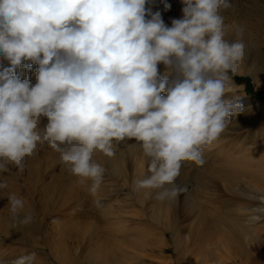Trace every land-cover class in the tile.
I'll list each match as a JSON object with an SVG mask.
<instances>
[{"label": "clouds", "instance_id": "obj_1", "mask_svg": "<svg viewBox=\"0 0 264 264\" xmlns=\"http://www.w3.org/2000/svg\"><path fill=\"white\" fill-rule=\"evenodd\" d=\"M151 3L0 0V57L10 65H0V171L23 172L46 143L80 184L92 181L95 196L106 170L93 153L112 157L115 143L134 140L147 172L132 180V193L156 190L155 200L174 201L188 191L178 183L181 162L202 165V148L244 110L232 77L247 54L245 30L237 25L228 38L222 12L231 0H181L183 17L171 27ZM25 61L38 66L35 85L17 74ZM7 199L13 226L30 224L24 201ZM34 260L31 253L13 264Z\"/></svg>", "mask_w": 264, "mask_h": 264}, {"label": "bare ground", "instance_id": "obj_2", "mask_svg": "<svg viewBox=\"0 0 264 264\" xmlns=\"http://www.w3.org/2000/svg\"><path fill=\"white\" fill-rule=\"evenodd\" d=\"M181 5L182 7L175 8L173 17L167 14L164 7L151 10L159 11L164 23L171 27L172 18L183 17V4ZM247 24L249 23H240V26L245 30L244 38L248 39L245 41L246 45L255 50L250 51L246 65L241 63L238 74L244 70V73L251 74L254 80L258 81V76L264 72L259 63L262 53L258 50L253 34L255 23ZM230 32L234 33V29ZM231 36L228 32V38H233ZM29 64L37 67L31 61H25L17 69V74L21 79L27 77L35 85L37 70L28 75L26 66ZM159 72L162 76L172 74L164 65H159ZM232 81L237 86V94H243L242 117L239 121L228 124L211 145L202 148V165L191 160L181 162L178 183L187 186L188 191L176 200L157 201L153 198L156 190L131 192L132 180L143 178L147 172V159L134 140L115 143V154L112 157H107L99 151L93 153V160L101 164L106 171L92 201L94 204L99 201L100 207L104 209L105 235L112 238V245L104 243L98 230L91 226L84 227L83 223L75 219V214H65L68 208L78 205L83 196L81 198L75 194L70 199V196L65 195L69 192L67 181L71 175L64 168L56 175L58 180L49 181V188L43 190V194L36 201L41 208L36 209L34 197L37 192L41 193V189L37 187L40 178L38 171L34 170L35 157H29L30 177L27 191L31 197L28 201H32L33 206L29 204L20 215L30 214L33 219L28 225L14 227L11 216L7 227L0 228V264H7L9 261L3 241L21 243L24 246V255L35 253L33 264H69L62 241L66 236L77 233L82 234L86 243L81 245V249L88 250L85 259H77L78 264L84 261L87 264H130L124 258L125 253L132 256L130 260L133 264H148L146 260H156L160 264H183L184 258L192 260L193 256L197 262L200 256H204L202 254L204 249L208 248L209 241L214 238L219 240L214 243L216 260H206L205 264H233L236 259L251 256L254 249L252 244L247 248L243 246L241 239L255 238L264 250V143H261L264 140V125L257 126L264 118V103L247 95L244 86L236 83L233 77ZM229 95L226 94V97ZM258 113H261L262 117L256 118ZM108 174H112L115 179H108ZM32 178L37 179L36 183ZM91 183L89 180L83 185L88 188ZM52 189L54 195L51 194ZM75 191L81 194L80 191ZM147 192L153 195H146ZM50 207L61 209L62 218L57 220L54 230L48 232L43 226V218L47 216ZM124 208L135 210L138 216L135 217L139 218L138 223L128 224L122 216L125 213ZM158 229L161 230L160 233ZM19 234L28 239L15 240V236ZM129 238L140 248L136 252L131 251L133 248L122 245V241ZM95 239L98 242H94ZM193 241L194 249H189L188 245ZM158 243L161 249L159 258L153 255ZM170 250L178 256L177 260L168 256Z\"/></svg>", "mask_w": 264, "mask_h": 264}, {"label": "rangeland", "instance_id": "obj_3", "mask_svg": "<svg viewBox=\"0 0 264 264\" xmlns=\"http://www.w3.org/2000/svg\"><path fill=\"white\" fill-rule=\"evenodd\" d=\"M168 4L171 5V8L167 10V14L169 16H174L175 15V8L177 7H182L180 0H170L167 1ZM232 7L228 10H225L222 12L224 18H225V23L228 25V32L230 35L234 36V33H231L230 30L234 29L235 26L239 25L240 23L244 25V23H249L247 25H250V23H255V27L253 29V34L254 38L256 39L257 47L260 53H262L261 57L259 58V63L263 67L264 71V27L261 25H264V0H231ZM146 7H151V9H161L163 7V3L161 0H152V3L150 5H146ZM256 20H259L257 22ZM242 21V22H241ZM262 23L261 25H259ZM234 26V27H232ZM231 36V37H232ZM244 40H248L246 37ZM255 50L254 48H249V45H247V54L242 62L243 65L247 64V59L250 57V51ZM0 65H3V67L10 66L8 61L4 60L2 57H0ZM38 67V66H37ZM36 66H32V70L28 72V75L32 74L34 71L37 70ZM2 70V69H0ZM234 77H239V78H249L250 79V84L252 86V90L254 92H262L264 94V72L258 76V81H255L253 76L249 73H244V70H241V73L233 76ZM235 80V79H234ZM238 83V82H236ZM241 84V83H238ZM246 90L247 95L253 97L256 99L251 93L248 92L247 86L243 83L242 84ZM258 100V99H256ZM263 102L262 100H258ZM264 103V102H263ZM242 117V113L235 115L232 117V120L230 123L239 121ZM257 117H262L261 113H258ZM229 123V124H230ZM264 125V118L260 120V122L257 124V126ZM40 129L43 128V121L39 125ZM261 143H264V140H262ZM38 145L36 151L34 152L33 156L35 157L36 161V166L34 167L35 172L38 171L39 173V178L40 182H37V187L38 189H41V193L39 194L38 192L36 193L34 197V203L36 205V209H40L41 206L39 203L36 204V201L41 197L43 194V190L45 191L47 188H49V181H54L58 180V173L60 170L65 169L67 173H69L67 167L63 165L60 161L59 153L54 151L52 148H50L46 143H43ZM43 147V148H42ZM29 157L26 158L25 161V167L23 172L19 171L15 166L9 165V171L4 172L0 171V183L6 182L7 187L0 189V228H5L8 225L9 219L11 218V214L8 209V196L11 194H15L18 198H21L24 201V208L28 207V205H32V201H28L30 199V195L28 193V188H29V177L28 176V169H29ZM37 168V169H36ZM41 174V175H40ZM54 175V176H53ZM69 175H71L69 173ZM71 177L67 183L69 185V192H66V196H70V199L73 198L76 194V196H79L84 199H81L82 201L78 204L75 205L74 207L68 208L66 211V215L68 214H75L76 220L83 223L84 227H93L94 230H98L100 237L103 238V241L107 245H112L114 241L112 238L107 237L105 235V229H104V222H105V217L103 215L104 209L97 204L93 203V195L88 191V188L79 183V179L76 176H69ZM108 179L111 180L115 179L112 174H108ZM36 183V180L32 178ZM55 189V188H54ZM54 189L50 190L52 195H54ZM75 190L80 191L81 194H78ZM74 201V200H72ZM69 201V202H72ZM71 204V203H70ZM70 207V205H69ZM139 210V209H137ZM125 213L122 214L123 217H125V220L128 222V224L133 225L135 223H138V216L136 215V212L134 209L131 208H124L123 212ZM129 211V212H128ZM141 215V213H139ZM137 216V217H135ZM65 217V216H64ZM61 209L58 207H50L49 212L46 217H44V227L49 231H52L54 226L57 223L58 219H61ZM134 218V219H133ZM69 220H72L71 217H68ZM154 227H158L157 225H154ZM135 228V226H133ZM54 230V229H53ZM158 232L160 233L161 230L158 229ZM28 239L27 237L17 235L15 236L16 239ZM151 239V238H150ZM19 241V240H18ZM216 241H219L218 239L214 238L209 241V246L208 248L204 249L203 257L200 256L197 262L194 261V256L193 259L191 260L190 258H184L183 264H205L204 262L207 261H215L216 256H217V251L214 246V243ZM243 246H246L249 248V244H252L253 246V251L251 252V256H246L243 259H236L233 264H264V250L261 248L259 245L258 241L254 238L253 240L251 239H241ZM63 244L65 247V255H67V261L69 264H78L77 259L82 258L85 259L87 256V251L86 249L82 248V244H86L85 241L82 238L81 233H77L76 235H68L63 239ZM94 242H98L97 239L94 240ZM2 243V242H0ZM5 251L8 253V263L7 264H13V261H15L17 258L24 255L23 248L24 246L17 242V241H10V242H5ZM125 244V247L127 248H133L131 251H137L140 248H138L135 245V241L131 240L130 238L127 240L122 241V245ZM195 241L192 243H189L188 247L189 249H194ZM49 252V250H47ZM149 253V252H148ZM147 253V254H148ZM153 255H155L157 258L160 257L161 255V249H160V243L156 245V247L153 250ZM168 256H173V259L177 260L178 256L175 254L173 250H170L168 252ZM132 256L128 253L124 254V258L128 261V263L133 264V261L130 260ZM51 260H53L52 257H50ZM148 264H160L154 261H145ZM136 263V261H135ZM138 263V262H137ZM82 264H87L86 261H84Z\"/></svg>", "mask_w": 264, "mask_h": 264}, {"label": "trees", "instance_id": "obj_4", "mask_svg": "<svg viewBox=\"0 0 264 264\" xmlns=\"http://www.w3.org/2000/svg\"><path fill=\"white\" fill-rule=\"evenodd\" d=\"M235 81L241 84H245L248 88V92L251 93L256 99L262 100L264 102V94L262 92H254L252 90L251 82L249 78H239V77H234Z\"/></svg>", "mask_w": 264, "mask_h": 264}]
</instances>
